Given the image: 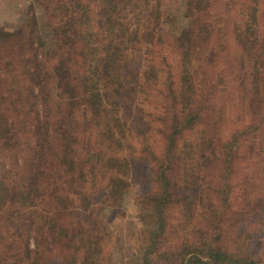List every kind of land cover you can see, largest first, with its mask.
<instances>
[{"label": "trees", "instance_id": "obj_1", "mask_svg": "<svg viewBox=\"0 0 264 264\" xmlns=\"http://www.w3.org/2000/svg\"><path fill=\"white\" fill-rule=\"evenodd\" d=\"M38 1L52 46L0 29V264H109L92 208L129 189L132 128L156 187L141 264H264V0L223 2V46L220 0H191L172 37L164 0ZM199 201L201 227L166 249Z\"/></svg>", "mask_w": 264, "mask_h": 264}, {"label": "rangeland", "instance_id": "obj_2", "mask_svg": "<svg viewBox=\"0 0 264 264\" xmlns=\"http://www.w3.org/2000/svg\"><path fill=\"white\" fill-rule=\"evenodd\" d=\"M224 1L227 0H220L218 3L220 9L219 12H216V16L219 17L218 19L221 17L222 22L218 29L214 31V39L216 41L219 40L222 46L223 13L226 12L229 6V4L223 5ZM190 2L191 0H164V8L167 14L161 25L170 37L181 34L189 26L194 13V8L190 6ZM239 6L237 7L238 11L241 10ZM47 11L46 5L41 4L38 0H0V29L20 39L26 38L31 31L35 30L36 33L43 37L49 48L53 45V39L51 29L47 24ZM230 15V19H226L227 23L224 32L227 31L230 37L234 39L233 27L236 24V20L233 18V13ZM149 61L143 59L140 61L141 66L149 68ZM220 100L221 102H217V106L221 115L220 112L217 115L222 123L223 93L220 95ZM227 105L225 119L239 123V115H241L239 110H237L239 106L237 105V109H233L231 102L227 103ZM123 108L128 111L129 105L124 104ZM220 127L222 136L223 123ZM132 129L133 131L135 130V128ZM133 131L132 133L128 132L127 135L128 143L132 147V149L127 150L128 162L126 163L127 175L131 180L129 189L112 200L104 199L102 201L97 195L95 197V206L92 208V210L94 209L95 235L101 241L103 254H105L104 256L109 264H141L147 252L144 237L145 235L149 236L150 231L158 228L154 214L156 205L150 201L156 187L154 183L145 180V176L149 174L148 172L152 168L150 157L144 155L140 146L141 137L134 135ZM207 173H205V176L208 175ZM211 179L212 176L208 177L207 181ZM200 206H202V203L199 201L196 205L197 212L187 220H183V222L178 223V220L173 219L172 230L167 235L166 249L170 245L175 244V242L190 237L198 227H201L203 220ZM151 257L155 259L154 264H160L161 258H156L154 255H151ZM52 261L53 264H58L55 254L52 257Z\"/></svg>", "mask_w": 264, "mask_h": 264}]
</instances>
